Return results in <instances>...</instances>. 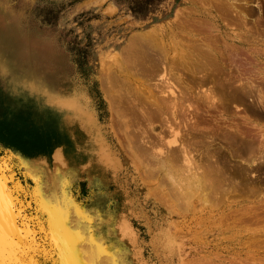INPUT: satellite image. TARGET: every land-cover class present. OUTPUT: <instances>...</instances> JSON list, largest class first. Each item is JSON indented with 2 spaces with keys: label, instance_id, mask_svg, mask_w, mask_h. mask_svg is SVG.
I'll list each match as a JSON object with an SVG mask.
<instances>
[{
  "label": "rangeland",
  "instance_id": "obj_1",
  "mask_svg": "<svg viewBox=\"0 0 264 264\" xmlns=\"http://www.w3.org/2000/svg\"><path fill=\"white\" fill-rule=\"evenodd\" d=\"M0 1L3 9L8 13V22L14 20L21 33L42 39V41L50 46L51 54L46 58L50 70L56 73L62 83L65 86H69V89L73 93L86 95L89 103L94 108V113L99 118L102 132L108 135L115 131L120 140H124L122 137L125 130H127L129 135L133 136L137 133L141 134L145 130L151 131L150 128H159L160 130L163 126L160 120L155 119L154 121H150V124H152L150 125L149 121L140 118L141 114L138 111L137 103L131 102L136 97H143V99H140L141 104L143 103L142 101L150 90L149 86L154 83V81L150 82L149 77H151L152 72L156 68V64L159 61L157 58H160V56H156L154 51L144 48L141 52L133 51L135 54L137 53V56L133 52H130L126 57L123 53L125 54L129 49L132 39L130 37L135 36V32L140 34L141 31H147L149 28L154 29L163 20L166 21L170 18H174L175 20L185 16L184 19L191 20L190 22L187 20L189 23H186V20L183 19L184 23H186L184 24L186 29L183 28L179 32L181 39L174 38L171 41L172 43L169 44L167 41L166 47L170 49L173 47L171 49L173 50V55L182 56L188 60L183 59L184 62L178 63L176 60L177 65H173L174 75L177 73V77H185L183 84H178L175 81H173V84H176V87L179 89L185 87L186 84L188 87H192L193 90L197 89L196 82H191L193 78L191 70L193 69V72L196 74L201 72L202 74L203 72L211 73L210 75L216 79L217 86L221 84L226 89L237 84L239 86L241 84L246 85L247 82V85H256V90L254 87L251 88L252 96L245 98V102L242 103L244 105H237L239 107L242 106L237 111L234 103L226 102L228 95L225 93V90L222 92L214 84H210L212 87L209 85L204 86V88L209 89L213 88L214 85L216 98L227 103L219 109L218 113H216L217 115L214 114L212 117L207 118V121L203 123L204 126H202L201 134H193L192 131H189L194 137H192V140L198 142L197 149L199 153H202L200 157L203 158L201 161L203 163V173L205 172L206 174L209 170H212L209 173L212 180H210L209 175L205 177L204 181L206 183L204 182L203 186H201L200 194L193 195L194 197L191 196L190 200L182 197L176 199L168 192L169 185L166 180L163 178L160 180V177L157 176V179H153L155 176L152 178L148 176L149 178H147V175L138 173L134 164L125 161L126 157L122 155L119 165L114 170L106 171L104 177L99 178L93 174L90 176L87 171L83 170L72 172L73 177L72 175L64 177L61 194L66 196L67 201H69L68 203L73 208L76 207L74 208L76 214H80L78 217L75 215V219H78V221L76 220V224L79 227L77 230L85 236L103 238L106 242L105 246L109 251L108 255L113 257L111 259V261H114L112 264H264V238L259 236V234H263L262 236L264 237V146H262L264 145L262 143L264 142V106L258 104V97H256L258 95L257 89L261 88L262 90L264 88V72H253L255 69L253 70V67L248 65L244 59V55L242 56L239 52L236 53L237 51L223 45L220 39L216 37L218 34H214L213 30L210 31L211 28H209L208 23H201L200 19H205V10H207L205 6L212 4L211 6L215 7L218 3H206L209 0ZM243 3V0L238 1V4ZM250 4L252 6L250 5L249 7L257 13L251 17L248 24V28L250 29H248L250 33V45L247 47H252L251 52L255 51L257 54L264 56V0H251ZM199 17L201 18L198 20L197 18ZM252 21L256 24L252 23ZM192 24H196L197 26L193 25V27ZM186 26H190V28ZM255 26L256 29L254 28ZM204 29L207 31H204ZM242 30H244L243 27H239L238 31L246 35L245 30ZM181 33H183V36ZM186 39L190 41L188 42ZM184 43H186L185 46H183ZM198 44L200 46H202L201 44H205V46L199 47ZM169 45H172V47ZM195 46L199 48L194 50ZM116 48L120 52L118 56H115L113 53V50ZM158 49L156 48V51H159ZM199 49L201 51L204 49V56L198 51ZM205 50L208 51L206 52ZM197 51L199 58L196 57ZM193 53H196L195 57ZM210 53H213L214 56ZM221 55L224 58L220 57ZM138 58L139 60H137ZM195 59L196 61L200 59L206 63L199 60L200 64L196 66L198 63L193 61ZM121 60L123 61L121 62ZM135 60H137V64ZM188 62L193 64H188ZM243 62L247 64L245 65ZM141 64H143L142 67ZM146 64H150L149 69L147 67L149 65ZM194 64L195 66H193ZM186 65H189L190 68ZM175 66H177V69H174ZM140 67L141 71H139ZM179 68H182V70ZM121 71L122 73H120ZM111 73L116 74L117 77L108 81L110 83L108 84L111 89L110 91L107 88L108 86L106 87L102 81L106 74L111 75ZM219 74L220 76H218ZM141 77L144 78L142 79ZM258 77H262L263 79ZM253 79L258 82H255ZM239 80H241V83ZM108 91L111 94L107 93ZM108 94L116 98L117 104H120L117 105L120 110L119 114L123 113L122 119L121 115H119L118 119L116 117L115 122L117 123L114 124L113 131H110L111 128L109 127L111 125L109 123L111 112ZM117 97L121 98L122 103H119ZM129 100L131 104L128 103ZM130 105L133 107H130ZM135 106L136 108H134ZM237 118L240 120L236 121L238 120ZM140 119L144 120V122ZM126 121L127 123H124ZM130 123L131 125H129ZM217 123L218 128L215 125ZM141 125L142 127H140ZM211 125H214L213 127L216 128L211 129L210 132L204 130L205 127L210 129ZM237 126L238 128H236ZM247 127L250 128L248 129ZM134 128L138 130L135 131ZM177 128L175 126V129ZM179 129L181 130L180 133ZM214 129L216 131V139L212 138L213 134L211 132H214ZM218 129L223 132H219ZM236 129L238 130L236 131ZM257 131L261 134L256 135ZM185 134L187 132L183 128H178V130L173 129L165 137L166 142L162 143L161 150L165 152L168 145L176 146ZM246 136L249 141L246 140ZM259 139L262 141L257 142ZM203 142L208 143L204 144ZM0 146L3 147V153L0 154V163L3 166L2 175L4 177L6 201L11 200L13 196H22L31 204V208L26 209L28 213V227L35 228L38 225L40 228L47 230L50 217L41 209L36 200L37 184L26 175L24 167L19 165L17 158L12 157L7 144L0 140ZM252 147L256 149H252ZM218 148L219 150L222 148L218 157V162L221 163H217L216 166L210 162L208 163V159L205 156L208 150L209 152H213L214 149L218 150ZM115 150H118V146L116 145ZM129 157L130 153H127L128 160L130 159ZM209 164L212 169H209ZM238 165L240 166L238 167ZM234 167L237 169H234ZM217 174H220L221 177ZM217 177H220L219 180H217ZM234 178L236 181H234ZM208 180L209 182H207ZM158 183L161 187L163 185V188H158L159 190L163 189L162 192L154 187ZM204 184H207V187ZM210 189L211 193L210 191H206ZM204 190L209 194L203 193L205 192ZM221 190H223L222 193L225 191L226 194L225 192L222 194ZM203 194L206 196H203ZM182 200L185 201L183 202ZM73 202L75 204H72ZM258 207L260 208L258 209ZM123 223L125 227H121ZM250 236L252 237L250 238Z\"/></svg>",
  "mask_w": 264,
  "mask_h": 264
},
{
  "label": "bare ground",
  "instance_id": "obj_2",
  "mask_svg": "<svg viewBox=\"0 0 264 264\" xmlns=\"http://www.w3.org/2000/svg\"><path fill=\"white\" fill-rule=\"evenodd\" d=\"M238 1H240V0H209V1H206V3H208V4L209 3L210 4L211 3H213V4L218 3V4L215 7L211 6L212 4L211 5L206 4L207 5V6H205L206 8L201 5L203 8L207 9V10H205V12H206L205 19H203L201 17H199L197 19L199 20L201 18L200 21H202L201 22L202 24L208 23V25L210 26V27L209 26L208 27L211 28L210 31L213 30L214 34L215 33L218 34V35H216V37L218 39H220V41L222 42L223 45L237 51L236 53L239 52V54H242V56L244 55V59L247 61L248 65L253 67V70L255 69L253 72H256V71L264 72V67H262V66H264V56L257 54V52H255V51L251 52L252 47L251 48L247 47L250 45V43H249V41H250L249 30L250 29L248 28V24H249V21L251 20V17H253V15H255L257 12L249 7L250 5L252 6V4H250L251 0H243V2H244L243 4H238ZM258 12L260 13V11H258ZM7 14L8 13L3 9L2 3L0 1V140L4 141L5 144H7V146L10 149L9 151L12 154V157L17 158V160H18L17 162L19 163V165L24 167L26 175L29 178H31L33 181H35V183L37 184L38 191H36V194H35L36 200H37L38 204L40 205L41 209L44 212H46V214L49 215L50 219H55L57 223H59L61 220H63L64 222L69 223L73 227L75 232L79 233L81 236H85L83 233H81L77 230L79 228L76 224L78 219H75V217L80 216V214H76V211L74 209L76 207L73 208L68 203L69 201H67L66 196L61 194V189H62L63 183H64L63 178L68 176V175L69 176L72 175V172L78 171V170L87 171L88 174H90V176L93 174L94 176L99 177V178L104 177V174L106 171L114 170L119 165L120 157L122 155H124L126 157L125 161L131 162L134 164L138 173L140 172L143 175H147V178H149L148 176H151L150 178L155 176V178H153V179H157V177H160L159 178L160 180H161V178L166 180V182L169 185L168 192H170V194L173 195L176 199H179L182 197L186 200H190L192 197H194L193 195L196 196L197 194H200L199 193L200 188H201V186H203V183L205 182L204 178L207 177L209 175V173L212 172V170H209L208 173H206V174H205V172L203 173V170H202L203 163L201 162L203 160V158L200 157L202 153L201 152L199 153V150L197 149L198 142L192 140L193 136L191 135V133L189 131H192L193 134H195V133L201 134L202 126H204L203 123L207 121V118L212 117L214 114L218 113L219 109L222 106L226 105L227 103H234V105L236 107L235 108L236 111H237V109L239 110V108L244 105V104L242 105V103L245 102V98L252 96L251 88L254 87V89H255L256 85L255 86H253L254 84L253 85H251V84L247 85L248 84V82H247L246 85L241 84L239 86L237 84L236 86H230L226 89V87L221 86V84H218V86H217L216 79L212 75H210L211 73L209 74V73L203 72V74H202V72H201V73L196 74L195 72H193L194 70L192 69L191 74L193 75L192 76L193 78L191 77L192 78L191 82H193V83L196 82L197 89H199V90L198 91H197V89L193 90V88L188 87L187 84L182 89H179L178 87H176V84L174 85L173 81L177 82L178 84L179 83L183 84V79L185 76L183 78H181V77H177L178 76L177 73H176V75H174L173 65L174 64L177 65L178 62H184L183 59H185V58L182 56L173 55V50H171L173 48L172 45H169L172 47L171 49L167 48L166 46H167V41L169 44V43H172L171 41H173L174 38H180L179 32L182 31L181 29L185 28L184 24H186L189 21L188 19H187L188 20L187 21L186 18L184 19L185 16L179 17L175 20H174V18H170L166 21L163 20L162 23L159 24L158 27H156L154 29L149 28L150 30L148 29L147 31H141L140 34L135 32L136 33L135 36L130 37V39L131 38L132 39H131L128 51L125 52V54L123 53L124 51L122 52L123 55H125L127 57V55H129L130 52H133V51L134 52L135 51L141 52L145 48V49H149V50L154 51L155 52L154 54L156 56L157 55L160 56V58L159 57L157 58V59H159V61L156 64V68L154 69L152 74L150 73L151 74V77H149L150 82L154 81V83H152L149 86L150 90L147 93L148 95H146L144 100L142 101L143 103L141 104V100H140L141 98L143 99V97H141V98L136 97L131 102H134L135 104L137 103L138 111L141 114L140 118H143L144 120L149 121V124H150V121H154L155 119L160 120L163 124V126L160 130H159V128H152V129L150 128L151 131L145 130V131L141 132V134L137 133V134H134L133 136L129 135L127 133V130H125L123 132L122 138H124V140L122 139L123 140V142H122V140H120V137L116 134V132L113 131L114 130L113 129L114 124L117 123V122H115L116 117L118 119L120 117L119 115H121V119H122V114H123V113L119 114L120 110L118 109L117 105H120V104H117L118 102L116 101V98H114L112 95L109 96V94H108V96L110 97L109 98V103H110L109 106H110V112H111V119H109L110 120L109 123H111V125L109 127L111 128L110 131H113V132L109 133L108 135H105L102 132L101 124L99 122V118L94 113V108H93L92 104L89 103L87 96L83 95V94L73 93V91L69 89V86H67V85L65 86L62 83L61 79L57 77L56 73H54L52 70H50V68L47 64V61H46V58L51 54L50 46L47 43H45L44 41H42V39H39L37 37H30L28 35H24L23 33H21L18 25L15 23L14 20H11L10 22H8L9 20L7 21ZM189 18H192V17H189ZM183 19L186 20V23H184ZM194 19H196V18H194ZM197 19H196V21L198 22ZM252 23H254V21H252ZM254 24H256V23H254ZM190 25H191V23H190ZM193 25H196V24H192V26ZM198 26H199V24H198ZM239 27H243V29L245 31L244 30H242V31H244L246 35L241 34L240 31H238ZM187 28H190V26H188ZM254 28L256 29V26ZM195 29H197V28L195 27ZM201 29H203V28L201 27ZM261 29H263V28H261ZM204 31H207V30L204 29ZM213 32H211V33H213ZM183 33H185V32H183ZM183 33H181L182 36H183ZM207 36H208V34H207ZM213 36H215V35H213ZM186 38H188V37H186ZM212 39L214 40V38H212ZM206 40H208V39H206ZM174 44H176V43H174ZM185 44L186 43H184L183 46H185ZM201 45L202 46L199 45V47L205 46V44L204 45L201 44ZM225 46H223V47H225ZM196 47L197 46H195L194 50H197L199 48V47L198 48H196ZM208 47H209V45H208ZM156 48H159L158 49L159 51H156ZM190 48L191 47H189V49ZM216 48H218V47H216ZM200 49L198 51L200 53H202V55H203L204 49L202 51ZM149 50H148V54H149ZM190 50H192V49H190ZM198 51H197V53H198ZM134 52H133V54H135ZM209 52H211V51H209ZM113 53L115 56H118L120 52L116 48L113 50ZM145 54H147V53L145 52ZM210 54L213 55V53H210ZM214 54H215V52H214ZM193 55L195 57L196 53L195 54L193 53ZM198 55H199V53L196 55V57H198ZM205 55H207V54H205ZM234 55H235V53H234ZM135 56H137V53L135 54ZM143 56H144V54H143ZM185 56H186V54H185ZM126 57H125V59H126ZM220 57H223V56L221 55ZM189 58H192V57H189ZM132 59H133V57H132ZM200 59H201V57H200ZM220 59H222V58H220ZM137 60H139V58ZM137 60H135V63ZM176 60H177V63H176ZM185 60L188 61L187 59H185ZM236 60H237V58H236ZM117 61H119V60H117ZM122 61L123 60H121V62ZM193 61H195V63L196 62L198 63V65H196V66H199L200 62L196 61V59ZM200 61H202V60H200ZM239 61H240V59H239ZM190 62H188V64ZM202 62L206 63L205 61H202ZM207 62H208V60H207ZM203 63H202V65H203ZM243 63H245V62H243ZM247 63H245V65ZM183 64H181V65H183ZM226 64H227V62H226ZM260 64H262V65L260 66ZM142 65L143 64H141V67H142ZM146 65H149V66H147L149 69L150 64H146ZM186 66L189 67V65H186ZM193 66H195V64ZM210 66H211V64H210ZM141 67H140L139 71H141ZM178 67H179V65H178ZM183 67H184V65H183ZM205 67H206V65H205ZM239 67H241V66H239ZM227 68H229V67H227ZM174 69H177V66H175ZM184 69H186V68H184ZM180 70H182V68ZM197 70H198V68H197ZM237 70H239V69H237ZM117 71L119 72V70H117ZM186 71H189V70H186ZM191 71H189V72H191ZM200 71H201V69H200ZM108 73H109V70H108ZM114 73H116V72H114ZM120 73H122V71ZM236 73H238V71H236ZM125 74H126V72H125ZM242 75H243V73H242ZM249 75H250V73H249ZM218 76H220V74ZM116 77H117L116 74H112V73H111V75L106 74L103 77L102 82H104L105 86L107 87L108 84H110V83H108V81L115 79ZM216 77H217V75H216ZM258 78L261 79L262 77H258ZM186 79H188V78H186ZM256 80H257V78H256ZM240 81L241 80H239V82ZM255 82H258V81H255ZM210 84H214L215 86H217L216 88H219L222 92L224 90L226 91L225 93L228 95L227 101H226L227 103L221 99L216 98L217 96L215 93V88H214L215 86L214 85H213V88H209V89L204 88V86H206V85L211 86ZM256 84H259V83H256ZM107 88H108V90L111 91L109 86ZM141 89H140V91H141ZM263 89L262 90H261V88L259 90L257 89L258 95L256 96V97H258L257 98L258 104H260L262 106H264ZM110 91H108L107 93H110ZM112 94H114V93H112ZM139 94H137V95H139ZM226 94H224V95H226ZM122 95H124V94H122ZM116 96H118V95H116ZM117 98L119 100V103H122L121 98L120 97H117ZM128 103H130V100L128 101ZM239 104H241L242 106H240V107L237 106ZM127 105H129V104H127ZM131 106L132 105H130V107ZM232 106H233V104H232ZM134 108H136V106ZM245 111H247V110H245ZM135 114H137V113H135ZM140 120H142V119H140ZM144 120H142V121L144 122ZM239 120L240 119H238L236 121H239ZM232 121H233V119H232ZM124 123H127V121ZM248 123H250V122H248ZM146 124H148V123H146ZM120 125H122V124H120ZM129 125H131V123ZM150 125H152V124H150ZM208 125L210 126V124H208ZM215 125L218 128V123ZM220 125H222V124H220ZM136 126H138V125H136ZM175 126L178 128L185 129L187 134H185L182 137L183 139L181 138L180 142H178L176 144V146H174V147L171 145H168V147L166 146L167 149L165 148L166 151L164 152L163 150H161L160 147L163 145L162 143L165 141V139H166L165 137L168 135V133L170 134V132L173 129L178 130V128L175 129ZM213 126L211 125V127H209L210 129L205 127L204 130L205 131L208 130V132H210L211 129L216 128ZM140 127H142V125ZM229 127H231V126H229ZM236 128H238V126ZM247 128L249 129L250 127H247ZM260 128H262V127H260ZM256 129H257V127H256ZM134 130L137 131L138 129L136 130L134 128ZM218 130H219V132H223V131H220V129H218ZM237 130L238 129H236V131ZM180 131L181 130L179 129V133H180ZM231 131H234V130H231ZM239 131H241V130H239ZM215 132H216L215 129H214V132H211L213 134V137H212L213 139H216ZM172 133H174V132H172ZM258 134H261V133H259V131H257L256 135H258ZM209 140H211V139H209ZM246 140H248V137ZM259 141H260V139L257 140V142H259ZM204 142H205V140H204ZM203 143H200V144H203ZM207 143L208 142H206L204 144H207ZM262 143L264 144V142H262ZM173 144H174V142H173ZM115 145L118 146V150H115ZM164 145H166V144H164ZM262 146H264V145H262ZM262 146H260V147H262ZM257 147L259 148L258 145H257ZM222 148H220V150ZM252 149H256V148L252 147ZM218 150H219V148H218ZM218 150L214 149L213 152H209V150L207 151V154L205 157H207L206 159H208V163L210 162L213 165H216L217 163H219L218 157L220 154L219 153L220 150L219 151ZM249 151H250V149H249ZM127 153H130V157H129L130 159L129 160L127 159ZM242 153H244V152H242ZM259 153H260V151H259ZM198 157H199V159H198ZM248 157H250V156H248ZM259 157H257V158H259ZM252 159H251V161H253ZM260 159H261V157H260ZM240 160H243V159H240ZM227 162H228V160H227ZM245 162H246V160H245ZM254 164H255V162H254ZM210 166L211 165L209 164V169H212V167H210ZM239 166L240 165H238V167ZM236 167H234V169ZM224 168H225V166H224ZM220 171H222V170H220ZM217 175L220 176V174H217ZM236 175H238V174H236ZM72 177H73V175H72ZM209 177H210V175H209ZM219 178L217 180H219ZM230 179H232V178H230ZM206 180H207V178H206ZM210 180H212L211 177H210ZM234 181H236V179ZM207 182H209V180ZM224 183H227V182H224ZM237 184H239V183L237 182ZM96 185H97V183H96ZM158 185L154 186L157 190H159L158 188L161 187L159 183H158ZM204 185H206V187H207V184H204ZM238 187H236V188H238ZM161 188H163V185ZM216 189H217V187H216ZM162 190H159V191L162 192ZM206 191H210V193H211V189L206 190ZM206 191L203 193L206 194L207 193ZM214 191H216V190H214ZM222 191L223 190H221V193H222ZM218 192H219V190H218ZM205 194H203V196H206ZM207 194H209V193H207ZM225 194H226V192H225ZM201 195H202V193H201ZM201 195H200V197H201ZM44 197H47L48 199H55L56 204H57L55 215H53V209L49 206L47 200H45ZM207 200H208V198H207ZM203 201H204V198H203ZM221 201H222V199H221ZM72 204H75V203L73 202ZM188 204L189 203L187 201V205ZM188 207H189V205H188ZM217 208H218V206H217ZM259 208L260 207H258V209ZM262 210H263V208H262ZM240 220H241V218H240ZM121 227H125V224L124 223H123V225L121 224ZM188 229H189V227H188ZM262 235L259 234V236L264 238ZM85 237H87L90 240V244L88 247V251L90 252V255L86 258L85 264H112V262H114L113 260L111 261V259L113 257L111 255H108L109 251H108V248H106V246H105L106 242L104 241L103 238L98 237V236H96V237L85 236ZM251 237L252 236H250V238ZM257 240H259V239H257ZM261 241L263 242V239Z\"/></svg>",
  "mask_w": 264,
  "mask_h": 264
},
{
  "label": "snow or ice",
  "instance_id": "obj_3",
  "mask_svg": "<svg viewBox=\"0 0 264 264\" xmlns=\"http://www.w3.org/2000/svg\"><path fill=\"white\" fill-rule=\"evenodd\" d=\"M2 171L0 163V264H85L90 240L63 220L50 219L47 230L28 227L31 204L22 196L6 201ZM44 199L55 215V199Z\"/></svg>",
  "mask_w": 264,
  "mask_h": 264
}]
</instances>
